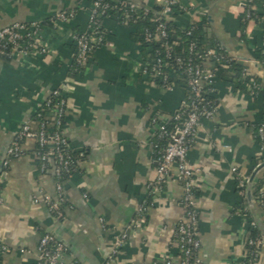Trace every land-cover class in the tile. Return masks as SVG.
Wrapping results in <instances>:
<instances>
[{
	"label": "crops",
	"instance_id": "0c3cea01",
	"mask_svg": "<svg viewBox=\"0 0 264 264\" xmlns=\"http://www.w3.org/2000/svg\"><path fill=\"white\" fill-rule=\"evenodd\" d=\"M92 1L0 0V30L16 23L43 22L78 8L70 22L44 29L47 57L18 52L10 61L0 60V158L7 155L20 126L37 127V111L66 84L74 59L71 37L87 27ZM130 1L149 9L161 8L165 2ZM183 1L197 13L207 12L214 40L264 85V66L251 62L263 47L264 24L251 20L244 28L248 0ZM198 15H179L175 25L199 23L203 17ZM103 24L110 34L96 51L95 62L64 92L65 137L74 152L87 154L80 172L65 181L63 219L55 217L44 201L56 198V180L52 170L39 171L35 144L26 141L22 156L6 157V178L0 182V243L10 252L3 257L4 264H35L45 234L65 245V264H107L108 260V264H153L167 258L180 264L175 228L184 217V190L175 167L163 189L154 191L145 226L133 233L131 225L156 177V130L151 120L156 115L169 119L183 104L185 90L178 86L166 90L146 80L139 68L140 45L132 40L135 29L111 20ZM216 99L213 118L202 121L188 154L199 174V257L202 264H241L253 219L235 212L242 202L235 173L249 179L252 160H264V145L255 135L256 127L264 123V92H236L218 78ZM258 175L264 178L263 173ZM253 212L264 228V214L255 203ZM117 232H128L130 237L109 259ZM255 264H264V248Z\"/></svg>",
	"mask_w": 264,
	"mask_h": 264
},
{
	"label": "built area",
	"instance_id": "2783aa9c",
	"mask_svg": "<svg viewBox=\"0 0 264 264\" xmlns=\"http://www.w3.org/2000/svg\"><path fill=\"white\" fill-rule=\"evenodd\" d=\"M253 1H247V5H249L248 16L253 12L263 13L259 22L264 24V9H257L252 5ZM116 6L128 7L131 10L142 7L130 0L92 1L89 8L90 20L87 27L81 33L73 32L71 37L74 46V59L78 64L84 65L86 63V56L92 44H102L107 39V32L109 31L105 28L103 22L112 19L114 16L112 9ZM148 11L149 8L146 9V13ZM192 12L199 14L198 16L207 17V12L201 11L197 13L194 7L186 5L183 0H165L158 17L161 22L157 25L156 31L147 30L145 33V42L148 44L158 43L159 47L155 49L148 48V54L145 57L141 55L143 50L141 47L139 51V68L146 80L152 83H155L154 80H160L163 88L170 91L177 87L176 80L182 77L185 80V84L182 87L185 90L186 100H184L181 107L169 119L156 115L151 120V125L158 128V138L168 140V144L158 159L156 177L149 183V192L152 190L155 192L160 191L166 184L173 167L178 170L183 181L184 193L181 204L184 209V217L175 228L176 241L179 246L177 258L180 264H202L199 257L201 240L198 236L199 210L196 195V191L200 186L199 174L189 163L188 154L194 144L195 136L200 129L202 121L213 118L217 107H213L211 101H206L204 90L210 96L216 98L217 80L219 77L218 67L222 62L229 61L221 52L200 48L195 40L189 42L186 53L184 52L181 56L173 55L166 22H175L179 15H188ZM75 14L71 10L49 18L53 26L50 28L56 29L59 25L70 22ZM99 22L104 28L101 32L97 28L90 26L91 23L100 24ZM195 24L184 27L189 29L188 36H192L193 27L191 28V26ZM47 27L43 25V22L32 24L16 23L0 30V53L11 47L13 55L20 52L26 56L36 53L47 57L49 49L42 42V33ZM251 62L259 64V62ZM244 73H248L246 68ZM67 84L64 83L65 86L62 93H59L57 89L52 92L55 95L60 94L64 97L56 106V114L58 115L57 128L54 129L52 124L42 122L40 119H36L37 127L24 124L20 126L7 150V156L11 159L23 155V143L26 141L33 142L36 149H39L38 151L36 150L39 171L45 173L52 170L56 180V198L46 197L44 201L51 213L59 219L64 218L63 206L65 204L66 181L64 175L71 171L73 165L77 164L80 166L81 164L79 160H73L67 153V150H74L65 137L64 125L61 122L67 111V100L64 95ZM260 90V88L255 86L250 89V94L256 95V92L258 93ZM50 103V100L46 101L47 105ZM37 116L40 118V114H37ZM170 125L173 127L168 128ZM258 136L263 141L261 144L264 145V123L258 126ZM153 146L154 149L158 147V145ZM235 175L237 188L245 189L250 180L239 173H235ZM1 190L2 187L0 185V192ZM254 201L264 214L263 188L259 190ZM147 210V199H145L140 205L138 217L132 222L131 229L133 233L145 226ZM235 211L236 214L248 217L246 215L247 207L242 208L239 205ZM255 226L256 224L253 220V229ZM129 237L128 232H117L114 234V247L109 259L119 254ZM253 247L256 250L254 254H251L249 248ZM262 248H264V238L248 239L241 264H255ZM9 252L10 249L0 243V256L4 257ZM65 252L66 247L64 244L59 242L53 235L45 234L40 240L35 264H65L63 262V254ZM108 263L109 260L107 261ZM0 264H4V261H0ZM153 264H174V260L167 258Z\"/></svg>",
	"mask_w": 264,
	"mask_h": 264
},
{
	"label": "trees",
	"instance_id": "16d2710c",
	"mask_svg": "<svg viewBox=\"0 0 264 264\" xmlns=\"http://www.w3.org/2000/svg\"><path fill=\"white\" fill-rule=\"evenodd\" d=\"M252 5L255 6L259 10L264 9V0H254L252 2ZM142 6V5H141ZM147 7L142 6L141 8L131 10L130 8H124L120 6H116L112 9L113 17L112 19H109L111 21H114L118 26H122L129 29H135V32L132 33V40L140 45V47L143 49L141 52V55L145 57L147 55V49L148 48H158V43H151L148 44L145 42V33L147 30L151 32H155L157 25L161 22L158 20L159 13L161 8H154L149 9V11L146 13ZM248 9L249 5H247L246 8V15L243 21V26H245L251 21L256 20L259 22V19L262 18L263 13H255L253 12L250 16H248ZM78 8L74 9L73 12H77ZM70 13V12H68ZM163 21V20H162ZM100 24L91 23V27H95L98 29L99 32L103 31L104 28ZM167 29L169 33V40L172 43V52L173 55L181 56L184 54V52H187L188 44L191 40L197 41L200 48L203 49H211L213 51L221 52L223 53L226 58L229 61L222 62L218 67V74H219V80H222L223 82L230 83L236 92H244V93H250V89L254 88L255 86L260 88V91L264 92V85L250 77L248 74L244 73L245 67L243 63L234 57H231L228 53L224 52L221 46L214 40V38L209 33V21L207 17H203L202 20L199 23H196L193 27V34L192 36H188V30L186 28H179L175 25V22H166ZM43 25L48 27H53L50 23V19H47L43 21ZM99 25V26H98ZM189 28V27H188ZM82 29H77L74 32H82ZM108 35L110 32H107ZM243 39H246L245 36H243ZM106 40L102 44H92L91 49L88 51L86 56V63L84 65L78 64V62L73 59L70 68L68 70V75L66 79V83H69L71 81H74L75 79L79 77H83L86 75L89 70L92 63L95 62V55L96 51L102 47L105 44ZM74 47V46H73ZM4 52L0 53V60L3 61H10L13 57L11 47H9L6 50H3ZM254 62H259L258 65L264 66V40H263V47L259 48L254 56L253 60ZM156 85L158 87H163L162 82L160 80H154ZM177 86L182 87L183 84H185L184 77L181 79L176 80ZM64 84L61 85L57 90L59 93H62L64 90ZM257 94V92H256ZM204 97L206 98V101H211L213 104V107H216L218 105V101L216 98L210 96L206 91L204 90ZM64 97L60 94L55 95L52 93L49 98L46 101H51L49 105L43 103V105L40 107V109L35 114L34 118L40 119L42 122L50 123L52 124L53 128L56 129V121L58 119V115L56 114V106L62 101ZM186 100V99H185ZM37 114H40V118L37 116ZM66 116V115H65ZM61 122L63 125H65V117L61 119ZM156 134L154 138V145H158L157 148L154 149V159L157 162L158 167V159L162 155V152L166 148L168 144V140H161L158 138L159 131L156 126ZM173 126L170 125L168 128H172ZM255 135L258 142L262 143L263 141L258 136V127L255 129ZM37 151L39 149H36ZM67 153L71 158L75 161L79 160V162H82L86 157V152L83 153H77L71 150H67ZM80 172V166L77 164L73 165L71 168V171L64 175V179H68L71 175ZM264 174V160L262 163H258L257 160H252V170L250 175V182L247 185L245 189L237 188V194L242 198L241 207L245 208L247 207L246 215L249 218H252L255 221V228L249 233L248 239H262L264 238V228H262L258 221L254 217L253 212V205L255 203L254 198L258 194L260 189H264V178L259 179V173ZM257 173L255 177L254 174ZM183 184V181H182ZM198 190L196 191V195H198ZM154 194V191L152 190L149 194V197L147 199V205L151 204V197ZM256 204V203H255ZM262 211V210H261ZM236 212V211H235ZM63 219V218H61ZM52 246V245H51ZM256 248H249V251L251 254H254ZM0 261H3V256H0Z\"/></svg>",
	"mask_w": 264,
	"mask_h": 264
},
{
	"label": "water",
	"instance_id": "95a60500",
	"mask_svg": "<svg viewBox=\"0 0 264 264\" xmlns=\"http://www.w3.org/2000/svg\"><path fill=\"white\" fill-rule=\"evenodd\" d=\"M7 155L4 154V157L0 158V182L5 181L6 173L4 172V163L6 160ZM257 173L254 174L253 177H255Z\"/></svg>",
	"mask_w": 264,
	"mask_h": 264
}]
</instances>
